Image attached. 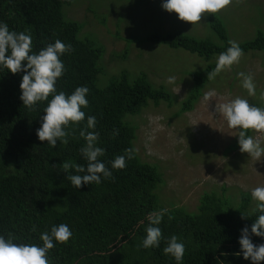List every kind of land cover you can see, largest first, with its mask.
I'll use <instances>...</instances> for the list:
<instances>
[{"label": "trees", "instance_id": "1", "mask_svg": "<svg viewBox=\"0 0 264 264\" xmlns=\"http://www.w3.org/2000/svg\"><path fill=\"white\" fill-rule=\"evenodd\" d=\"M73 1L0 0V23H6L10 31L29 33L33 52L38 54L57 39L74 49L61 57L67 71L57 80V92L70 95L80 86L89 89V106L82 108L85 121L79 127L66 129L70 132L69 142L65 145L58 141L53 148L36 134L47 101L38 103L35 110L24 107L20 99L24 73L13 74L0 67V235H11L17 244L42 246L41 233L67 224L73 235L67 244L54 241L55 247L48 252L50 264H177L174 257L163 252L172 235L185 245L182 264H252L242 253L237 255L241 249V229L246 225L250 229L259 215L244 210L250 201L249 193H241L236 208H229L227 201L214 192H204L195 211L159 203V189L156 193L154 190L162 180L161 172L155 163L140 159L134 147L138 126L131 118L150 104L158 106L160 101L170 107L172 95L162 86H153L147 73L132 75L128 68L112 73L108 83L99 87L98 74L106 71L102 64L104 46L81 34L85 32L83 22L65 17L63 7ZM207 25L217 41L181 30L148 31L142 36L130 33L123 37L127 45L132 41L162 44L184 49L206 61L201 69L184 73L193 85L179 112L192 109L209 80L208 72L216 67L217 60L212 59L231 46L228 31L217 15L208 14ZM255 30L252 38L238 43L244 54L264 51V31L259 27ZM125 54L118 58L127 59ZM261 94L256 88L251 97L255 99L254 106L264 109ZM87 116L96 117L97 146L105 149V155L99 159L112 171L114 179L102 177L100 184L75 188L66 178L67 173L60 171L59 164L68 161L87 166L80 152L86 142L79 134L86 126ZM114 129L119 130L115 137ZM252 131L248 130L247 135ZM238 139L229 145V150L239 146ZM129 148L134 149V158L126 157L124 169H113L111 161L118 155L126 156L125 150ZM71 174L86 173L72 169ZM164 209L167 212L158 225L164 239L159 247L146 249L142 241L147 235L148 216ZM242 212L250 217L242 219ZM34 225L35 232L31 230ZM252 240L255 244L264 243V237L253 235Z\"/></svg>", "mask_w": 264, "mask_h": 264}, {"label": "rangeland", "instance_id": "2", "mask_svg": "<svg viewBox=\"0 0 264 264\" xmlns=\"http://www.w3.org/2000/svg\"><path fill=\"white\" fill-rule=\"evenodd\" d=\"M162 4L163 0H75L65 5L63 12L67 19L83 22L82 35L87 34L84 36L89 35L104 46L102 64L107 72L98 74L99 87L108 83L112 73L128 68L132 75L147 73L153 86H162L171 93L170 107L160 101L158 106L150 104L131 118L138 126L134 147L140 159L155 163L161 172L162 180L154 190L156 193L159 189V203L195 211L199 197L204 192H214L227 201L229 208H236L241 193L247 192L250 201L244 210L251 212L257 203L251 190L264 186V157L255 160L242 153L240 146L229 150V145L239 138L238 130L228 127L227 120L216 112V105L218 101L227 103L240 97L254 106V96L245 92L243 78L238 75L241 72L254 76L264 102V51L243 54L238 64L205 83L192 109L179 112L193 85L184 73L201 69L206 61L184 49L162 44L132 41L127 45L123 37L130 33L142 36L148 31L181 30L198 38H217L208 28V13L193 26L181 21L177 13L164 10ZM215 15L224 23L229 39L237 43L252 38L257 27L264 31V0H233ZM123 53L125 60L118 58ZM168 77H175L174 83H168ZM213 91L215 98L206 100L205 94ZM250 136L259 138L264 147V133L252 131Z\"/></svg>", "mask_w": 264, "mask_h": 264}, {"label": "clouds", "instance_id": "3", "mask_svg": "<svg viewBox=\"0 0 264 264\" xmlns=\"http://www.w3.org/2000/svg\"><path fill=\"white\" fill-rule=\"evenodd\" d=\"M233 0H163L162 8L169 13L175 12L178 18L184 22H190L193 26L199 23L205 13L215 14L232 4ZM239 2V0H238ZM230 47L219 54L216 67L208 72V79H214L224 70H228L233 64H238L243 56V49L235 41H229ZM33 41L29 33L10 31L6 23H0V67L9 70L13 74L23 72L20 84L21 96L24 107L35 110L40 102L47 101L44 108L41 127L36 130L38 139L46 142L53 148L58 141L67 144L70 129L73 125H79L85 121L86 114L82 108L89 106L86 98L89 89L80 86L67 95L63 91L57 92L56 83L67 71L61 57L74 51L70 44H65L57 39L48 44L38 54L32 51ZM243 78L242 85L248 91L249 96L256 92L254 76L243 72L238 74ZM175 77H168V83H174ZM215 92L205 94V99L215 98ZM52 97L49 100V97ZM216 112L222 115L230 129L238 130V143L242 153H248L251 158L261 160L264 157V147L259 138L247 135L248 130L264 133V109L250 105L248 100L237 97L227 103L217 102ZM97 125L95 116H87L85 128L80 131V136L85 140V145L80 148L87 166L63 161L59 164L60 171L67 173L66 178L75 188H82L85 184H100L102 177L113 178L112 171L99 157L105 155V149L97 146L99 133L94 131ZM92 129L93 131H89ZM119 134L118 129L113 130V137ZM125 155H118L111 161L113 169H124L127 159L134 158V149H126ZM86 173L84 175L71 174ZM251 197L256 201L253 212L259 213L251 228L246 225L241 229L239 243L240 252L245 260H251L252 264H264V243H253L252 236L264 237V186H258L251 190ZM166 209L159 213H150L149 225L146 228V237L142 241L144 248L159 247L164 239L162 229L158 227L162 223ZM249 214L242 212V219H247ZM171 219V217H169ZM36 231L34 225L31 229ZM73 233L67 224L53 226L51 231L40 234L43 245L14 242L9 235L5 238L0 235V264H50L48 252L55 247V242L67 244ZM185 245L178 240L176 235L167 239L163 252L174 257L177 264H182L185 255Z\"/></svg>", "mask_w": 264, "mask_h": 264}]
</instances>
